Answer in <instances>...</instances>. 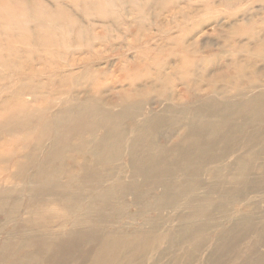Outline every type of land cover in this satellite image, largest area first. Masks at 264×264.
Wrapping results in <instances>:
<instances>
[{
    "label": "bare ground",
    "instance_id": "6f19581e",
    "mask_svg": "<svg viewBox=\"0 0 264 264\" xmlns=\"http://www.w3.org/2000/svg\"><path fill=\"white\" fill-rule=\"evenodd\" d=\"M253 9L249 26L234 21L227 37L217 32L229 56H176L110 94L85 80L112 70L86 57L81 70L56 75L53 92L0 88V264H146L162 245L200 237L203 246L207 230L221 227L214 212L233 215L240 204L241 217L231 216L219 240L254 233L249 199L264 186V16L249 27L264 7ZM181 35L172 43L188 52L195 45ZM134 65L123 72L137 73ZM69 81L82 85L65 91Z\"/></svg>",
    "mask_w": 264,
    "mask_h": 264
},
{
    "label": "rangeland",
    "instance_id": "374dc122",
    "mask_svg": "<svg viewBox=\"0 0 264 264\" xmlns=\"http://www.w3.org/2000/svg\"><path fill=\"white\" fill-rule=\"evenodd\" d=\"M263 1L0 0V88L11 94L26 84L29 91L37 87L46 94L53 92L61 83L51 84L56 75L81 70L86 64L81 59L86 57L97 63L95 67L108 66L112 70L107 75H96L94 81L85 80L89 85L102 82L105 93L110 94L112 90L118 91L124 83L123 88H127L136 77L154 74L159 67L177 60L176 56L181 57L180 62L185 59L191 62L202 58L207 60L220 53L229 56V52H222L225 43L223 39L217 41V32L223 29L222 35L227 37V30L234 21L244 24V28L249 26V15L245 12L254 8L252 14L257 13L258 9H263ZM254 15L255 20L249 30L254 25L260 26L264 16L261 13ZM82 29L84 33L80 34ZM179 34H182V38L179 37L181 41L195 45L194 49L185 52L180 46L176 47L171 39ZM207 42L210 48H201L199 52L197 47L209 44ZM126 61L135 64L137 73L123 72ZM117 77L121 82L114 86L113 81ZM261 79L264 81V77ZM77 85L82 84L69 81L64 85L65 91L75 90ZM180 89L181 86L178 87ZM154 108L156 112L160 111V107L155 105ZM262 127L263 124L254 130ZM12 143L13 139H6V153L12 151ZM214 168L218 167L215 165ZM208 174L204 171L200 177L211 183V175L207 180ZM155 194L159 195L160 190ZM129 198L131 201L132 197ZM249 202L252 204L250 211L254 215L255 231L248 233L242 241L236 243V238L240 237L236 235L240 232L231 233L222 240H219V234L232 228L231 216L233 221L241 217L240 211L246 204H240L233 215L214 212L211 223L221 227L207 230L203 246L199 247L200 237L168 250L166 245H162L151 254L146 264H243L245 258L251 262L264 259V246L254 250L258 236L264 234V186L258 188V193L252 195ZM128 212L135 213L136 208H129ZM165 213L171 215V210ZM3 217L1 215L0 218ZM152 217L156 218L157 213ZM232 242L237 247L225 249L226 244Z\"/></svg>",
    "mask_w": 264,
    "mask_h": 264
}]
</instances>
